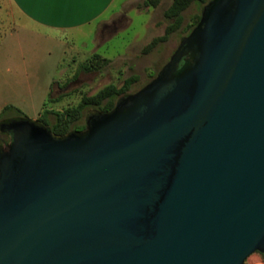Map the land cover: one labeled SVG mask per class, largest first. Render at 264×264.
<instances>
[{
    "label": "water",
    "instance_id": "1",
    "mask_svg": "<svg viewBox=\"0 0 264 264\" xmlns=\"http://www.w3.org/2000/svg\"><path fill=\"white\" fill-rule=\"evenodd\" d=\"M85 122H1L0 264L264 253V0H210L150 82Z\"/></svg>",
    "mask_w": 264,
    "mask_h": 264
},
{
    "label": "rangeland",
    "instance_id": "2",
    "mask_svg": "<svg viewBox=\"0 0 264 264\" xmlns=\"http://www.w3.org/2000/svg\"><path fill=\"white\" fill-rule=\"evenodd\" d=\"M117 0L97 24L59 34L13 19L7 0H0V123L26 117L35 121L45 110L54 113L77 106L83 97L108 85L121 87L137 76L129 94L150 82L168 62L200 8L183 12L182 28L148 49L172 21L164 12L172 0ZM5 106L10 109L3 111ZM95 107L84 109L74 125L81 127Z\"/></svg>",
    "mask_w": 264,
    "mask_h": 264
},
{
    "label": "crops",
    "instance_id": "3",
    "mask_svg": "<svg viewBox=\"0 0 264 264\" xmlns=\"http://www.w3.org/2000/svg\"><path fill=\"white\" fill-rule=\"evenodd\" d=\"M6 1V0H5ZM117 0H7L13 19L65 34L92 26L103 20ZM244 264H264L260 253L251 254Z\"/></svg>",
    "mask_w": 264,
    "mask_h": 264
},
{
    "label": "trees",
    "instance_id": "4",
    "mask_svg": "<svg viewBox=\"0 0 264 264\" xmlns=\"http://www.w3.org/2000/svg\"><path fill=\"white\" fill-rule=\"evenodd\" d=\"M210 0H172L170 6L164 12V17L172 23L169 27L166 28L165 34L152 42V45L148 49H151L152 46L159 42H165L168 38V35L172 32L182 28L183 24V12L186 11L191 5H195L200 8H203ZM158 0H149L148 3L152 6H156ZM200 19V15L195 17V20L190 25H186L183 30L188 34L196 26ZM137 81V76H131L126 78L123 81L121 87L117 88L114 85H108L98 91L95 95L89 97H83L80 103L75 107H70L64 110L61 113H54L55 122L52 125H49L47 120V115L50 113L45 110L34 122L38 125L44 126L51 130L53 133L58 135H64L66 133L81 130L84 128V125L81 127H74V125L82 118V113L84 109L88 107H95L96 111L94 112H108L110 111L115 102L129 94L131 86ZM10 109V106H5L3 111ZM93 112V113H94ZM17 119H27L26 117H21ZM29 120V119H27ZM264 257V253L261 254ZM245 263V262H244Z\"/></svg>",
    "mask_w": 264,
    "mask_h": 264
},
{
    "label": "flooded vegetation",
    "instance_id": "5",
    "mask_svg": "<svg viewBox=\"0 0 264 264\" xmlns=\"http://www.w3.org/2000/svg\"><path fill=\"white\" fill-rule=\"evenodd\" d=\"M85 124H86V122H85ZM85 124H84V127H85ZM9 140H10V135L8 133L1 132V130H0V146L3 145L4 143L9 142Z\"/></svg>",
    "mask_w": 264,
    "mask_h": 264
}]
</instances>
